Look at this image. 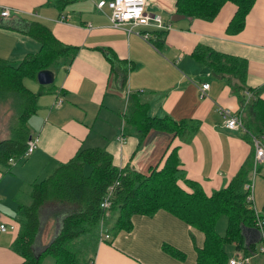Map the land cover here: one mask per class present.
<instances>
[{
	"label": "crops",
	"instance_id": "0c3cea01",
	"mask_svg": "<svg viewBox=\"0 0 264 264\" xmlns=\"http://www.w3.org/2000/svg\"><path fill=\"white\" fill-rule=\"evenodd\" d=\"M97 1L0 0V7L9 8L8 16H0V59L17 64L40 49V41L29 34L34 22L48 27L63 43L77 47L71 60L61 56L57 69H50L52 85L38 96L36 110L27 119L29 136L37 139L36 148L20 164L0 167V223L15 225L13 230L0 231V264L22 261L12 244L18 233L16 209L29 203L23 199L24 195L30 197L25 189L30 191L34 182L69 161L79 149L104 148L117 168L146 173L170 144L178 146L177 177L197 181L208 194L224 187L242 165L249 178L252 173L255 151L251 140L243 131L225 127L217 111L222 105L242 114L229 77L212 73L191 52L195 46L205 45L246 59V84L258 89L264 99V0H255L237 34L226 30L235 10L231 3L212 21L189 17L172 21L174 0H149L147 12L158 14L170 26L159 29L128 24L114 28L110 9L98 8ZM138 32H148L150 39L146 41ZM25 79L38 82L36 77ZM202 82L209 83L205 97L198 89ZM29 85V90L40 91L37 83ZM58 99L61 103L54 106ZM138 100L147 103L148 116L168 115L197 128L183 138L154 130L140 140L136 127L126 120ZM122 127L124 139L120 140ZM4 128L0 140L10 136L9 126ZM254 206L264 216V162L254 177ZM131 220L129 231L109 234L98 242L92 264L196 263L205 239L200 230L163 209L152 216L135 214ZM262 232L264 235V226ZM242 233L245 245L255 243L259 248L256 227H245ZM169 247L183 257L173 255ZM226 251L233 252L229 257L237 254L235 247ZM252 264H263V260L255 258Z\"/></svg>",
	"mask_w": 264,
	"mask_h": 264
},
{
	"label": "trees",
	"instance_id": "16d2710c",
	"mask_svg": "<svg viewBox=\"0 0 264 264\" xmlns=\"http://www.w3.org/2000/svg\"><path fill=\"white\" fill-rule=\"evenodd\" d=\"M56 1L66 3L69 0ZM174 1L176 13L206 21H212L226 3L233 4L235 10L226 29L229 34H237L244 28L255 3V0ZM29 34L40 41L38 51L28 53L17 64L0 59V103L10 102L14 108L10 136L0 140V167L9 168L10 159L18 161L22 157L30 137L27 119L36 110L38 96L45 92L42 87L37 92L29 90L23 79L35 78L40 70L52 69L61 56L71 60L77 51L76 46L63 43L40 23L34 22ZM191 55L212 73L229 77L230 88L242 105V114H239L244 126L251 134L264 137V99L258 89L246 84L247 60L205 45L195 46ZM246 92L251 96L247 97ZM147 107V103L136 101L126 119L129 126L136 127L140 140L154 130L183 138L197 128L194 123L176 121L168 115L148 116ZM85 166L90 168L88 172L84 171ZM179 170L178 146L171 147V144L146 173L117 168L104 148L79 149L69 161L59 164L41 181L34 182L29 192L30 202L21 203L16 209L14 219L18 233L12 248L22 258L19 264H42L47 256L54 264H92L100 238V223L111 211L117 212L112 226L114 234L129 231L133 215L152 216L159 209L200 230L205 239L197 251L195 264H228L226 244H233L238 253L256 252L255 243L245 245L242 233L245 227H256L255 215L246 207L244 185L249 182V175L245 166L242 165L224 187L209 194L197 181L179 179ZM116 181L118 184L114 185ZM111 185H114L111 206L104 210L100 202ZM50 202L63 208L54 213V217L61 214V226L42 252L35 254L33 246L45 214L44 207ZM222 216L226 217V227L220 234L216 224ZM168 249L176 257H183V253Z\"/></svg>",
	"mask_w": 264,
	"mask_h": 264
},
{
	"label": "built area",
	"instance_id": "2783aa9c",
	"mask_svg": "<svg viewBox=\"0 0 264 264\" xmlns=\"http://www.w3.org/2000/svg\"><path fill=\"white\" fill-rule=\"evenodd\" d=\"M149 4V0H99L96 3L98 8H102L103 6H107L110 9L109 20L110 24L114 28H120L123 25H130L133 26H146L151 25L157 27L159 29H170V26L164 24L161 17L158 14H150L146 11V8ZM9 15V8L5 6L0 7V16H8ZM131 27L127 29L128 32H131ZM142 38L146 41L150 39V35L148 32L140 33ZM209 88L208 82H202L199 86V92L201 97L206 96V91ZM247 97L251 96V93L246 92ZM61 103V99H58L54 106H57ZM217 111L220 113L223 119V124L225 127L232 129V130H241L246 135L250 137L254 148V163L252 168V173L249 178V182L244 185L246 189V207L251 209L255 215L256 221V228L259 230L258 240L260 242V246L256 252L253 253H241L233 255L229 258L228 264H252L253 260L257 257H261L263 259L264 264V235L262 232V227L264 226V216H262L258 211L255 209L254 206V177L257 173L258 166L264 162V137H258L254 134H251L246 127L244 126V122L240 114H234L229 108H226L222 105L217 106ZM123 127L121 129V134L119 136L120 140L124 139L123 136ZM37 146V139L36 138H29L26 142V149L23 153L21 159L27 158L36 148ZM10 164H15L16 161L10 159ZM118 182L116 181L114 185H117ZM111 185L108 187L107 192L103 199L100 202L101 208L107 210L111 206V196L113 193V187ZM103 219L100 223V240L103 241L109 238V234L103 230ZM15 228L14 224L5 225L0 223V231H7L13 230Z\"/></svg>",
	"mask_w": 264,
	"mask_h": 264
},
{
	"label": "rangeland",
	"instance_id": "374dc122",
	"mask_svg": "<svg viewBox=\"0 0 264 264\" xmlns=\"http://www.w3.org/2000/svg\"><path fill=\"white\" fill-rule=\"evenodd\" d=\"M147 11V10H146ZM57 66V65H55ZM54 71L57 69V67H53L52 68ZM31 79V78H29ZM29 83H37L40 87H42L45 92L47 91L48 87H50L52 85V83L50 84H46V85H40L38 82L34 81V80H26L25 78L23 79V84L27 87L30 88ZM34 91V90H33ZM37 91V90H35ZM14 115V108L12 107V105L10 104V102H1L0 103V129L4 128V126L8 125L10 126V122L13 119ZM123 117V115H122ZM5 129V128H4ZM24 159H19L18 161H16V164H20L21 161H23ZM12 165V164H11ZM85 172L89 171V167L86 166L84 168ZM27 187V186H26ZM29 188L27 187L24 191L25 193H29ZM27 195H24L23 199L27 200V202H30V197H26ZM25 197L27 199H25ZM22 199V201H24ZM25 202V201H24ZM56 206V207H55ZM45 214L44 216L41 218V226H40V230L39 233L37 234V239L35 242V245L33 246V250L35 252V254H39L42 252V250L44 249V247L51 241V239L55 236V234L59 231L60 226H61V214L60 215H56L54 217V213L55 210H57L58 212L61 211L63 208L60 207L58 204L50 202L48 203L45 207ZM117 217V212H110L108 213L103 221V230L109 232L111 235H114L113 232V224L116 220ZM226 217L222 216V218L219 219L217 225H216V231L220 234H223V230L225 227V223H226ZM100 240V239H99ZM227 247H234L233 244H226L225 245V249ZM228 255L233 254V252H228ZM237 254H241V252H237ZM236 255V254H235ZM42 264H54V261L52 258H50L49 256L45 257L42 260Z\"/></svg>",
	"mask_w": 264,
	"mask_h": 264
},
{
	"label": "water",
	"instance_id": "95a60500",
	"mask_svg": "<svg viewBox=\"0 0 264 264\" xmlns=\"http://www.w3.org/2000/svg\"><path fill=\"white\" fill-rule=\"evenodd\" d=\"M183 14L174 13L171 15L170 19L172 21H177L181 18H184ZM37 81L41 85L50 84L53 82V73L49 69L40 70L36 75Z\"/></svg>",
	"mask_w": 264,
	"mask_h": 264
}]
</instances>
